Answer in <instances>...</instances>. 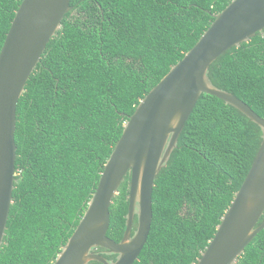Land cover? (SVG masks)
<instances>
[{"label":"trees","instance_id":"trees-1","mask_svg":"<svg viewBox=\"0 0 264 264\" xmlns=\"http://www.w3.org/2000/svg\"><path fill=\"white\" fill-rule=\"evenodd\" d=\"M22 1L0 0V52ZM231 1L71 0L17 107V179L0 264L54 263L129 117ZM208 76L264 118V33L219 56ZM262 135L240 110L203 93L156 177L151 230L133 264H195ZM130 181L129 172L110 206L107 235L116 242L126 229ZM263 221L264 213L257 225ZM235 264H264V229Z\"/></svg>","mask_w":264,"mask_h":264},{"label":"water","instance_id":"water-1","mask_svg":"<svg viewBox=\"0 0 264 264\" xmlns=\"http://www.w3.org/2000/svg\"><path fill=\"white\" fill-rule=\"evenodd\" d=\"M71 0H23L0 52V249L16 182L17 107L48 43L61 28ZM197 43L140 101L109 156L79 224L53 264H133L145 246L153 218V188L160 170L203 93L214 95L258 124L262 141L251 168L195 264H235L264 229V118L233 93L216 87L208 70L227 50L264 33V0H232ZM130 172L126 229L116 242L107 235L110 206ZM137 216V227L133 224ZM102 247L116 259L95 248Z\"/></svg>","mask_w":264,"mask_h":264}]
</instances>
